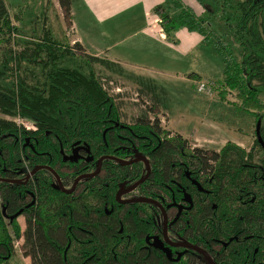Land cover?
Returning a JSON list of instances; mask_svg holds the SVG:
<instances>
[{"label": "trees", "instance_id": "trees-1", "mask_svg": "<svg viewBox=\"0 0 264 264\" xmlns=\"http://www.w3.org/2000/svg\"><path fill=\"white\" fill-rule=\"evenodd\" d=\"M59 2L71 15L75 0ZM173 2L181 10L178 14L163 4L155 9L168 39H174L173 32L183 26L198 30L204 39L210 37V29L221 26L232 45L217 47L218 53L239 51L237 61L222 58L225 82L237 92L244 109L255 114L256 127L260 125L256 145L248 150L228 140L212 155L179 132L172 134L160 117L151 118L148 111L140 110L132 122L126 121L116 100L120 97L103 88L95 70L98 63L111 68L110 62L86 53L78 41L63 44L44 23L37 36L20 38L23 30L14 25L7 1L0 0V195L8 214L7 222L0 217V264H14L15 241L22 235L15 219L28 213L29 203L22 196L29 194L26 187L39 195L33 205L36 215L28 218L22 232V249L32 264H180L147 245L145 236L153 228L139 227L136 220L138 207L149 208V202L122 209L114 200L120 182L142 175L141 163L125 166L115 158L139 151L152 160V172L144 184L147 195L155 192L164 202H178L189 195L186 187L193 191L194 199L187 202L192 206L191 222H175L183 239L208 233L231 235L241 228L245 239L240 258H252L247 251L256 244L264 253V237L250 236L264 234V160L256 166L244 165L252 160L257 145L264 150L260 141L264 136V0H197L203 8L200 15L182 1ZM20 117L36 123L39 130H30L18 121ZM120 130L126 136H119ZM79 149H84L86 157L65 159ZM24 156L31 165L38 161L55 170L79 166L61 172L65 186L97 165L101 156L108 158L102 162V174L84 175L75 195L61 190L47 169L35 174L36 180L28 185L13 183L19 175L15 170L25 166ZM184 169L192 171L191 179ZM192 257L183 262L211 264L202 253ZM214 261L220 264L219 258Z\"/></svg>", "mask_w": 264, "mask_h": 264}, {"label": "rangeland", "instance_id": "rangeland-1", "mask_svg": "<svg viewBox=\"0 0 264 264\" xmlns=\"http://www.w3.org/2000/svg\"><path fill=\"white\" fill-rule=\"evenodd\" d=\"M6 1L10 7L14 25L23 30L20 34V38L31 39L33 36H37L40 26L44 23L52 28V32L55 37L63 42V44H74L75 42L80 40L83 41L84 39V43L88 45L90 38L93 42H95L97 49V39H95L92 33L81 25L79 20L75 19V16L73 18L71 15L66 14L65 9L61 6L59 0ZM178 1H182V3L189 6V8L198 15H200L203 11V8L197 0ZM158 2L163 3V5L168 9H170V7L175 9L172 12L173 14H178L181 11L180 8H174L176 6L174 5L173 0H160ZM140 5L146 6L147 3L142 4L140 1ZM75 6L77 8L76 4ZM75 10L77 12L78 8ZM150 11H153V9H150ZM151 17L152 18L147 27V31L150 29L151 32L158 34L160 37H164L165 32L164 35L160 33L159 15L156 12H153L151 13ZM18 18L21 19L19 20ZM73 19L75 20L74 22ZM212 21L215 23L214 20ZM150 31L149 33H151ZM210 31L212 32L210 33V37L205 39L198 30H191L186 26L178 28L173 32V35L177 38H181L183 41H192L193 45H195L194 51L190 55L189 62L187 64L180 65V62H177V68L179 70H183L184 72L203 70V68L207 66V63L203 61L204 58L201 57L202 53H210L211 55L216 53L220 62L216 60L214 65L220 66V64H222V68H217L215 71V74L217 75H213L214 73L211 71V74H209L210 78L197 79L196 87H194V89L191 88V83L187 82L189 85L188 95L191 94L192 99L186 98L182 95L178 88H175L176 86H172L174 85L172 79H175L179 75L173 74L170 71L159 72L157 70L156 67H165L166 65L164 62L168 60L164 58H154L150 61L149 59L144 58L143 60L147 62L146 64H148L146 65L148 66L147 68L150 70L153 69V71L136 70L145 76L153 77L156 82H152L153 84H160L161 86H164L168 90V93L166 92V94H169L170 98H173L169 100L181 102L185 106L186 109H181V106L179 105V110L171 115H167L161 110L158 111L156 105L153 103L154 99L152 96L136 94L139 92L136 82L137 79L128 71L118 74L109 71L104 67V65L99 63L95 65V70L97 71V74L99 73L101 75V77L112 79L115 87H120L122 89V92H116L115 90L112 91V93L114 96H118L116 98L121 97L116 100L123 109L126 121L132 122L135 116L141 111H148L147 113L151 116V118L156 116L160 117L161 122L165 127L171 129L173 132L181 133L187 137L194 146L208 149L209 153L212 155H214V152L219 151L221 146L228 140L235 141L250 150V148L255 144V140L257 138L256 128L258 127H256L255 114L253 115L244 109L245 107L242 104V100L238 98L237 92L235 90L232 91L231 87L226 84L225 63L222 61L224 56L227 61H230L231 59L237 61L239 51L234 49V46H231L234 50H230V54L224 52L225 55L223 56L218 53L217 47L224 46L230 48V45L232 44L225 36V30L221 26H217L215 31L211 29ZM205 42L208 43V46ZM15 48L17 51L21 49L18 45H16ZM173 48L175 47L173 46ZM236 48L239 49L237 46ZM77 53L81 54V52ZM117 53L118 47H115L112 54L114 55ZM162 53L169 59L179 55L178 51L163 47ZM210 54H207L206 56H211ZM100 55H103V53H100ZM81 60L82 59L80 57L77 58V62H80ZM199 78H203V75L199 76ZM175 80L179 81L177 79ZM201 81L209 83L212 89V94H205L204 92H200L198 90V82ZM193 82L195 85V79ZM204 97L208 99H205ZM262 99L264 101V94L262 95ZM190 100H192V102ZM163 110L166 111L168 109ZM180 114H182L183 117ZM185 117L187 118V121L185 120ZM31 123L32 122L29 121V124ZM207 124H211L213 130L209 129ZM262 126L264 127V118L262 120ZM254 154L257 156V159H260L264 156V151L256 146ZM21 222L22 227L24 228L25 224L23 219H21ZM22 243L23 240L16 242L18 250L15 258L13 259V263L31 264V259L27 257L21 249Z\"/></svg>", "mask_w": 264, "mask_h": 264}, {"label": "flooded vegetation", "instance_id": "flooded-vegetation-1", "mask_svg": "<svg viewBox=\"0 0 264 264\" xmlns=\"http://www.w3.org/2000/svg\"><path fill=\"white\" fill-rule=\"evenodd\" d=\"M262 129L264 130V127ZM30 130L38 131L39 127L36 123H34V127H32V129ZM175 133L177 132H173L172 134ZM118 134L119 136H126V133L122 130H120ZM32 136L35 138L37 135L33 134ZM262 137L263 139L260 138L261 143L264 142V136ZM20 143L22 145L21 146L22 149H24L25 148L24 141L20 140ZM133 145H134L133 149L137 150V144L134 143ZM257 146L260 149H262L260 147L261 145L260 146L257 145ZM262 151L264 150L262 149ZM85 155L86 154L84 153V149H79L74 152V155H72L73 157H69L66 155L65 159L75 158V157L81 158L84 157ZM114 157L116 156H112V158ZM256 157L257 156L255 154L252 155L251 156L252 160L246 161L244 165L252 167V166H256L258 163H261L264 160V156L261 157L262 159L261 158L257 159ZM28 158H29L28 156H24L23 164L25 166L23 169L15 170V172L19 173V175L17 176V178H15L12 181L13 183H26V185H28L29 183L36 180L35 174L42 171L43 169H47L54 176L61 190L67 193L76 192L75 193L76 195L79 192V188L81 185L80 180L84 177V175L89 174L90 176L95 177L99 174H102L103 172L102 162L104 159L108 157L101 156L97 165L92 166L86 172V174L75 176L74 179L70 181V183L67 186L64 185V181L62 179L63 175L61 172H65V171L72 172L73 170L78 169L79 166L72 168L73 170H67V169L55 170V169H51L50 166L47 165L46 163H41L38 161L35 163V166L31 165ZM115 159L119 163L124 164L125 166H133L134 164H138V163H141L142 165L141 167L142 175H140L137 179H132L131 182L130 179L127 178L126 181L124 180L119 183L120 188L115 193L114 200L120 207L123 206L122 209H124L125 207H130L132 205H137V203L140 202H149L148 204L149 208H146L143 205H140V207H138L139 211L136 220L138 222L139 227L141 226V224H147L148 227L151 226L153 228L151 229L152 233L148 236H145V241L148 246L164 251L165 253H167V256L169 257L170 260L179 261L180 264H185L183 262L184 260L188 262L191 259L192 261L193 258L192 255L194 256V253L197 252L202 253L204 256H206L211 264H216L214 258H219L220 264H264V253H259V247L257 246V244L251 247L249 251H247V253H253L252 258H250L249 260L240 258L239 254L241 253V247L243 245V240L245 239V237H243L244 239H242L241 237V228L234 229L231 235L220 234L218 237V235H211L210 233H208L205 235H199L198 237L192 236L191 240L183 239L177 230L178 228L175 226V222L177 219H181V221L184 220L185 223L191 222V216L188 215L191 211L192 206H189L187 202H188V198L189 200L194 199L193 191L190 189V193H189L188 188L186 187V191L189 194L187 197L182 196L183 199L181 200L178 199V202L177 201L164 202L163 198H159L156 196L159 193L152 192V194L147 195V188L144 187L145 182L147 181V179L149 178L152 172L151 155L139 151L138 153L133 154L130 157H126V158L116 157ZM24 169H25V173H24ZM183 173L188 178L190 179L192 178V174H191L192 171L188 169H184ZM25 189H28L29 194L28 195L24 194L22 196L25 198V201L29 203L27 205L28 213H22L16 216L15 219V225L16 224L20 225L21 234H22L21 237L15 241L16 253L18 250L16 247V242L19 240H24L23 239L24 236L22 232L28 226V222H27L28 218H30V216L32 215H36L35 211L37 210V208L33 207V205H35L39 201V195L36 193L37 190L32 189L30 187H26ZM201 189L202 188H200V190ZM113 210L114 207H111L110 210H107V212L111 214ZM0 217L5 222H7L6 220L8 219L7 218L8 214L6 212L5 203L2 200L1 195H0ZM187 217L189 218L187 219ZM21 219H23L24 221L25 224L24 228L22 227ZM10 221L12 220L10 219ZM250 236L264 237V234L261 235L254 234ZM217 254H219L218 257H216ZM188 255L189 257L187 259ZM27 257L30 258V256ZM13 258H15V255Z\"/></svg>", "mask_w": 264, "mask_h": 264}, {"label": "crops", "instance_id": "crops-1", "mask_svg": "<svg viewBox=\"0 0 264 264\" xmlns=\"http://www.w3.org/2000/svg\"><path fill=\"white\" fill-rule=\"evenodd\" d=\"M140 1L142 4L147 3V5H140ZM158 1L160 0H75L78 11L76 12L75 10L77 9L75 4H72L71 16L73 18L75 16V19L79 20L81 25L97 39V49L95 42L90 38L89 44L91 48L89 44L84 43V39L83 41H78L82 44L86 53L102 57L110 62L112 64L111 68H105L111 72L121 74L124 71H128L137 79L139 91L143 95L154 98L158 111L161 110L167 115H171L179 110V105L181 109L185 108V106L181 102L169 100L173 98H170V95L166 94L168 90L160 84H153L152 82L156 83L153 77L145 76L136 71L150 70L146 66L148 65L146 64L147 62L143 59L147 58L152 61L154 58H164L168 60L164 62L165 67H156L157 70L159 72L170 71L173 74L179 75L175 78L179 81L172 79L174 84L172 86H176L175 88H178L182 95L188 99H192V96L191 94L188 95L189 85L187 82H190L191 88L194 89L197 79L210 78L209 74H211V71H213V75H217L215 71L217 68L221 69L222 64L220 66L214 65L216 60L219 61L216 53L213 55L202 53L201 57L207 63V66L203 70H194L192 72L179 70L177 62H180V65L187 64L195 45H193L192 41H183L176 36H173L174 39L171 40L167 38L166 34L164 37H160L158 34L151 32L150 29L149 31L152 34L147 31L152 18L151 13L156 12V7L163 4ZM150 9H153V11H150ZM205 43L208 46V43ZM115 47H118V53L113 55ZM162 47L178 51L179 55L169 59L163 55ZM100 53H103V55H100ZM207 54L211 56H206ZM150 71H153V69ZM200 74L203 75V78L195 77ZM190 101L192 102V100ZM163 109L168 110L165 111ZM185 120L187 121L186 117ZM207 127L213 130L211 124H207Z\"/></svg>", "mask_w": 264, "mask_h": 264}, {"label": "built area", "instance_id": "built-area-1", "mask_svg": "<svg viewBox=\"0 0 264 264\" xmlns=\"http://www.w3.org/2000/svg\"><path fill=\"white\" fill-rule=\"evenodd\" d=\"M161 22H162V19L159 17L160 33H162L164 35V30H163V27L161 26ZM101 81L103 84V88L106 89L107 91H109V93L113 94L112 91H115V90H116V92H122V89L120 87H115L114 81L112 79L102 77ZM197 88L200 92H204L205 94H208V93L212 94V89H211L209 83L206 81L198 82ZM136 94L140 95L139 92ZM18 121L21 122L22 124H24L25 126H27L28 128L33 127V124H34V123L29 124V121L27 119L21 118V117L18 118Z\"/></svg>", "mask_w": 264, "mask_h": 264}, {"label": "water", "instance_id": "water-1", "mask_svg": "<svg viewBox=\"0 0 264 264\" xmlns=\"http://www.w3.org/2000/svg\"><path fill=\"white\" fill-rule=\"evenodd\" d=\"M257 127H258L257 129H258V132H259V127H260V126L258 125Z\"/></svg>", "mask_w": 264, "mask_h": 264}]
</instances>
